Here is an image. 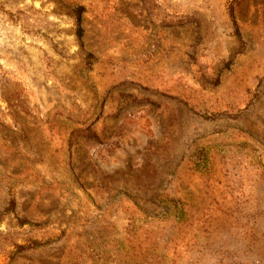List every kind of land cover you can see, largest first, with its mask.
Returning a JSON list of instances; mask_svg holds the SVG:
<instances>
[{
	"label": "rangeland",
	"instance_id": "obj_1",
	"mask_svg": "<svg viewBox=\"0 0 264 264\" xmlns=\"http://www.w3.org/2000/svg\"><path fill=\"white\" fill-rule=\"evenodd\" d=\"M0 264H264V0H0Z\"/></svg>",
	"mask_w": 264,
	"mask_h": 264
},
{
	"label": "trees",
	"instance_id": "obj_2",
	"mask_svg": "<svg viewBox=\"0 0 264 264\" xmlns=\"http://www.w3.org/2000/svg\"><path fill=\"white\" fill-rule=\"evenodd\" d=\"M80 20V19H79Z\"/></svg>",
	"mask_w": 264,
	"mask_h": 264
}]
</instances>
